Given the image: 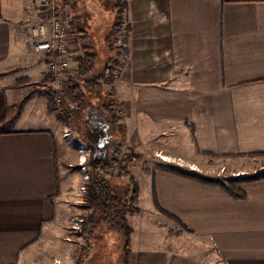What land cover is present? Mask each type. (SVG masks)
I'll list each match as a JSON object with an SVG mask.
<instances>
[{"label": "crops", "instance_id": "1", "mask_svg": "<svg viewBox=\"0 0 264 264\" xmlns=\"http://www.w3.org/2000/svg\"><path fill=\"white\" fill-rule=\"evenodd\" d=\"M58 2L75 25L91 18L97 0ZM126 2L129 54L115 82L124 138L117 146L146 153L151 160L144 162L160 167L175 166L159 161L160 152L197 165L231 161L242 172L261 161L254 155H264V0ZM37 6L0 0V264H53L65 255L66 264H197L192 255L208 253L221 264H264V179L241 184L244 198H235L160 167L142 171L150 179L147 195L154 216L178 229L148 218V225L166 227L165 238L146 232L152 226L140 231L139 197L128 216V253L121 237L114 247L113 233L98 228L83 256L88 241L72 225L90 211L78 191L87 189L89 167L80 170V153L64 137L71 116L45 91L49 54L35 50L31 34L44 17ZM72 46L76 63L79 41ZM83 139L89 163L91 143Z\"/></svg>", "mask_w": 264, "mask_h": 264}, {"label": "trees", "instance_id": "2", "mask_svg": "<svg viewBox=\"0 0 264 264\" xmlns=\"http://www.w3.org/2000/svg\"><path fill=\"white\" fill-rule=\"evenodd\" d=\"M117 1L114 7L116 20L110 28L105 42V47L113 53L114 57H110L104 67L100 68L98 66L100 54L92 41L90 25L81 20H77V23H75L81 54L75 59L76 72L69 77L66 97L68 105L73 102L74 107H76L84 106L87 98L93 94L105 95L108 100L103 103V107L109 114L113 125L119 126L122 130V126L117 124L121 118L122 103L116 99L115 77L116 66L122 67L125 61L123 60L124 56L129 54L130 26L128 23L124 26L123 21V15L127 8L126 0ZM74 21L76 20L73 19V23ZM111 97L114 98L112 103L109 101ZM71 114L74 121L77 122L75 109L71 111ZM2 132L3 127L0 126V134ZM138 159H140V156L126 153L119 145L114 149L109 161L100 159L89 161V183L87 185L88 195L86 201H89L87 205L92 211L83 218L81 233L85 234L88 241V247L84 249V257L87 256L90 242L95 239L96 230L100 227L108 232L120 234L124 242L125 254L128 253L132 232L128 216L135 213L138 206L133 204L136 189H131L128 186L129 184L124 182V179L131 175L130 166ZM160 168L206 184L218 185L235 198H244V194L240 189L241 184L264 179V172L232 178L227 182L223 179L204 176L173 166ZM123 186H127L128 189ZM153 197L156 200L155 192Z\"/></svg>", "mask_w": 264, "mask_h": 264}, {"label": "rangeland", "instance_id": "3", "mask_svg": "<svg viewBox=\"0 0 264 264\" xmlns=\"http://www.w3.org/2000/svg\"><path fill=\"white\" fill-rule=\"evenodd\" d=\"M87 2V0H86ZM118 1L117 0H97V2H94L95 5L90 4V8L89 10L91 11L90 14L88 16H90L91 18H82L81 21L84 23H88L90 25L91 28V33H92V41L94 42L95 46L97 47V50L100 54V59L98 62V66L100 68L104 67L106 65V63L108 62L110 57H114L113 53L110 52L106 47H105V42H106V36L108 35V32L110 30V28L113 26V24L115 23L116 20V10H115V5ZM81 4H85V0H81ZM39 5V2H38ZM38 7V6H37ZM40 7V5H39ZM38 7V9H39ZM40 13H42V9L40 7ZM123 21H124V26H126L127 19H126V13H124L123 15ZM105 23L108 25V29L105 30ZM121 59V58H120ZM116 77H115V82L117 80V76L120 74V66L117 65L116 66ZM109 90V89H108ZM45 91H47V93L49 92V87L45 89ZM50 95V94H49ZM50 98L52 99V97L50 96ZM108 100V98L103 95V96H98L96 94H93L91 96H89L85 102L84 106H76L74 107V103L70 102L69 103V109L71 111H73L75 109V113H76V121H74V119L72 118V114H65L66 117H69V115L71 117L66 119V123L67 125L73 130V134H74V141H75V145L77 146L80 143V138L83 139V137H81L82 135L84 136V141H89L91 143V146L89 149V153L90 157H92L94 159H102L105 161H108V156L111 153V156L114 152V149H116V147H118L117 142L118 140H122L124 137L121 136L122 134V130L120 127H118L116 129V126L113 125V123L111 122L108 114L105 112V110L101 107L102 104L104 102H106ZM114 100V98H110L109 101L112 103ZM55 106V104H54ZM75 124V125H74ZM77 125V127H76ZM74 127V128H73ZM65 131V130H64ZM81 131V132H80ZM121 145V144H120ZM122 147V145H121ZM122 149L126 152V153H133L135 155L140 156V159H138L135 163V168H133L132 172L133 175L131 174L128 178L124 179V182L128 183L129 187L131 189H136V195L135 198L133 200V204L137 205V198H139V206L141 207V212L140 215L136 216L139 218H142L141 221H137V223L135 222L134 226L139 225V229L140 231H142L143 228L148 227V226H152L153 229L154 227H156L157 229L155 231H153V229L150 227V230H148V228H146V232L150 233L151 235H157L160 238H165V231H166V227L164 225L162 226H158L154 223L148 225L147 223H145V219H154L156 222H158V224H162V223H167L169 224L168 227H170L171 220H168V218L165 215L159 214L157 216H154V210L152 209V199L149 198V196L147 195V193H149V178H146V176H143V172H150V171H154L155 169H158L160 166V163H153L151 162H144V160L149 159L151 160V158L148 156V154H144V153H140V152H135L133 149L126 150L124 147H122ZM149 153L150 150H149ZM87 154V152H86ZM156 156V154H155ZM261 157V161L260 160H253L252 164H246V170L245 171H238V167H241L240 164H234L233 162L229 161L227 163H230L231 165H227L224 164V161H211L210 159H204V162H201V165H197L194 163H191L189 161H186L185 159H183L182 157H168L166 155H164L163 153H157L156 158L159 159V161H166L169 164L175 165L173 167H177V168H183L187 171H194L198 174L204 175V176H209V177H214V178H218V179H223L225 181H229L232 178H238V177H242L244 175H255L261 172H264V155H256ZM153 158V157H152ZM223 162V163H222ZM88 164V163H87ZM132 164V165H133ZM152 165H156V166H152ZM158 165V166H157ZM145 166L144 169H142V167ZM76 167V166H74ZM73 167V168H74ZM78 167V166H77ZM162 167V166H161ZM72 168V169H73ZM142 169V170H141ZM81 170V168H80ZM89 170V169H88ZM82 171V170H81ZM87 173H89V171H87ZM80 175V174H79ZM82 176V175H81ZM120 183V182H117ZM82 187V186H81ZM125 187V189H128L127 186H123ZM80 194H84V200H85V207H88V202L86 201L87 199V195H88V190L86 189L83 190V188L81 190H78ZM82 197V196H81ZM92 211V209L90 208V211H87L86 213L83 212L82 215L80 216H75V218H79L82 219L84 218L86 215L90 214ZM135 217V219H136ZM137 218V219H139ZM172 222V221H171ZM174 229H178V225L174 222H172ZM83 224V222H82ZM82 224L80 225L79 230L73 231L74 235H78L82 232ZM101 228V227H100ZM152 232V233H151ZM115 236H109L111 237V239H113L112 244L114 245V247H117L118 244L121 243V241L119 240V238L117 237H121L120 234H118L117 232H112ZM101 242H103V240H101ZM200 243V242H198ZM201 245H206L205 241L203 243H200ZM111 247V246H110ZM193 258L192 260H194L197 264H202V262L204 260H200L198 257V254L192 255ZM202 258H205L202 257ZM208 260V258L206 259V261ZM206 261L204 262V264H206Z\"/></svg>", "mask_w": 264, "mask_h": 264}, {"label": "built area", "instance_id": "4", "mask_svg": "<svg viewBox=\"0 0 264 264\" xmlns=\"http://www.w3.org/2000/svg\"><path fill=\"white\" fill-rule=\"evenodd\" d=\"M42 9L43 18L31 28L34 38L35 50L39 53L49 54V92L58 110L63 114H69V105L66 97V88L69 77L76 72L74 62L73 43L79 41L71 14L58 0H38ZM127 58L124 56L123 60ZM121 69V67H120ZM71 128L64 131L65 139L76 147L80 153L81 169L86 170L88 159L85 152V145H75L74 134ZM89 179V175L86 174ZM85 188L83 187V190ZM83 218H73L72 231L79 230ZM70 240V239H69ZM70 255L58 256L53 264H66ZM208 260L206 261V259ZM202 264H221L220 260L211 253L205 255Z\"/></svg>", "mask_w": 264, "mask_h": 264}]
</instances>
